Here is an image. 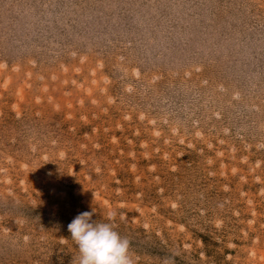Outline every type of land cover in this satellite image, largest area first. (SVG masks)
Returning a JSON list of instances; mask_svg holds the SVG:
<instances>
[{
  "label": "rangeland",
  "instance_id": "1",
  "mask_svg": "<svg viewBox=\"0 0 264 264\" xmlns=\"http://www.w3.org/2000/svg\"><path fill=\"white\" fill-rule=\"evenodd\" d=\"M264 264V0H0V264Z\"/></svg>",
  "mask_w": 264,
  "mask_h": 264
},
{
  "label": "clouds",
  "instance_id": "2",
  "mask_svg": "<svg viewBox=\"0 0 264 264\" xmlns=\"http://www.w3.org/2000/svg\"><path fill=\"white\" fill-rule=\"evenodd\" d=\"M94 214V210L80 212L67 225L78 247L77 264H134L129 240L112 223L93 221Z\"/></svg>",
  "mask_w": 264,
  "mask_h": 264
}]
</instances>
